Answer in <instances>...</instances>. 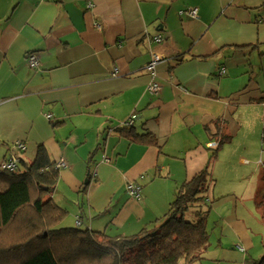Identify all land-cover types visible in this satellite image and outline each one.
<instances>
[{
	"label": "crops",
	"instance_id": "1",
	"mask_svg": "<svg viewBox=\"0 0 264 264\" xmlns=\"http://www.w3.org/2000/svg\"><path fill=\"white\" fill-rule=\"evenodd\" d=\"M153 53L163 59L154 77ZM262 123L264 0H0V166L15 158L22 170L40 147L63 160L50 197L67 211L56 198L78 194L76 227L109 237L155 228L209 164V240L225 264H252L264 254Z\"/></svg>",
	"mask_w": 264,
	"mask_h": 264
},
{
	"label": "trees",
	"instance_id": "2",
	"mask_svg": "<svg viewBox=\"0 0 264 264\" xmlns=\"http://www.w3.org/2000/svg\"><path fill=\"white\" fill-rule=\"evenodd\" d=\"M131 136L135 142L156 144L151 134ZM228 139L224 136L219 146ZM214 157L212 153L209 159ZM1 175L8 184L0 192V264H179L181 259L192 264L208 248L205 217L209 207L203 201L211 182L209 164L180 186L162 223L121 237L57 227L67 211L50 197L58 169L43 147L30 165ZM193 208L198 210L192 222L186 216ZM252 264H264V254Z\"/></svg>",
	"mask_w": 264,
	"mask_h": 264
},
{
	"label": "rangeland",
	"instance_id": "3",
	"mask_svg": "<svg viewBox=\"0 0 264 264\" xmlns=\"http://www.w3.org/2000/svg\"><path fill=\"white\" fill-rule=\"evenodd\" d=\"M263 126L264 125L262 123L261 128H259L260 131L258 133L259 142H261V143L264 142V140H263V138H264V127ZM263 145H264V143H263ZM263 159H264V155H263ZM82 183L85 184V180H83ZM65 198L67 199V203L66 204L63 203V202H60L58 200V198H56L57 203H59V205L61 207H67V211H68V213L65 216V218H63L61 220V222L58 224L57 227H59V228L60 227L61 228L62 227H76V225H77L76 219H79V216H80V214H77L78 211H79V209H78V194H71V193L65 192ZM203 203H206L205 197H204ZM206 205H208V204L206 203ZM186 218H189L188 215L186 216ZM209 222H211L210 218H209ZM209 222L207 224V229L209 231H211V229H212L211 227H212L213 223L211 225H209ZM79 228L80 229H84L85 228V224H82ZM214 232L216 234H218L220 232V229L216 228ZM238 247L240 249L243 248L242 246H238ZM259 249H261V247ZM222 255H223V252H221V247L216 245L215 234H213V236H211V239L209 240L208 248L203 254V258L204 259L203 260H195L192 264H225L226 262H224L222 260ZM179 264H184L182 259L179 261Z\"/></svg>",
	"mask_w": 264,
	"mask_h": 264
},
{
	"label": "built area",
	"instance_id": "4",
	"mask_svg": "<svg viewBox=\"0 0 264 264\" xmlns=\"http://www.w3.org/2000/svg\"><path fill=\"white\" fill-rule=\"evenodd\" d=\"M184 13H186L187 15H189L191 18H196L197 17V13H196V9H191V10H186L184 11ZM161 36L160 35H157L155 37V40L157 42H160L161 41ZM163 59L156 53H153L151 55V60L148 64V69L150 70L151 72V76L154 77L155 76V68L156 66L162 61ZM27 64L31 67V68H37L38 67V59L36 58V56L34 54H29L27 56ZM116 69L113 70V74L112 76H115L116 75ZM224 71V70H223ZM222 71V72H223ZM147 90L149 92V94L151 95H157L158 92L160 91V87L157 83L155 82H151L148 86H147ZM133 124V120L132 119H129L127 122H125L123 125L125 127H130L131 125ZM264 140V138H263ZM264 143V142H263ZM212 148H215L217 147V144L214 142L213 144L210 145ZM17 147L20 149V150H24V145L23 144H17ZM16 166H17V160L15 158H12L10 161L8 162H5L4 164H2L0 166V170L2 171H13L16 169ZM66 164L63 160H59L55 163V167L57 169L59 168H63L65 167ZM93 176H95V174H93ZM127 192L130 196L132 197H138L139 196V193H140V187L134 183H130L128 186H127ZM77 225H79V222H77Z\"/></svg>",
	"mask_w": 264,
	"mask_h": 264
}]
</instances>
